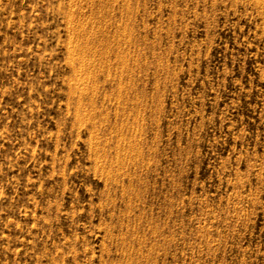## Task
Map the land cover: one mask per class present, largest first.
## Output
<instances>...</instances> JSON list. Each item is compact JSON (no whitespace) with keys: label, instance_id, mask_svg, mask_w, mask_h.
I'll return each mask as SVG.
<instances>
[{"label":"rangeland","instance_id":"obj_1","mask_svg":"<svg viewBox=\"0 0 264 264\" xmlns=\"http://www.w3.org/2000/svg\"><path fill=\"white\" fill-rule=\"evenodd\" d=\"M0 264H264V0H0Z\"/></svg>","mask_w":264,"mask_h":264},{"label":"bare ground","instance_id":"obj_2","mask_svg":"<svg viewBox=\"0 0 264 264\" xmlns=\"http://www.w3.org/2000/svg\"><path fill=\"white\" fill-rule=\"evenodd\" d=\"M105 10H107V9H105ZM108 12H109V11H108ZM121 18H122V17H121ZM113 22H114V21H113ZM69 23H70V22H69ZM69 23H68V24H69ZM108 23H109V22H108ZM71 24H72V23H71ZM76 25H77V24H76ZM110 25H111V24H110ZM113 25H114V24H113ZM111 26H112V25H111ZM118 26H119V28H120V26H121V27L123 28V30H126L125 26H127V24H125V26H124V24L120 22V24H119ZM82 27H83V26H82ZM109 28H110V27H109ZM113 29H114V27H113ZM115 30H117V28H116ZM75 31H77V30H75ZM120 31H121V30H120ZM105 32L107 33L106 30H105ZM118 32H119V31H118ZM124 32H125V31H124ZM76 33H77V32H76ZM124 34H125V33H124ZM89 36H90V35H89ZM84 37H85V36H84ZM104 37H105V39H106V36H104ZM99 38H100V37H99ZM90 39H92V38H90ZM93 39H94V38H93ZM96 39H97V38H96ZM74 40H75V39H74ZM82 40H83V39H82ZM98 40H99V39H98ZM103 40H104V39H103ZM84 41H85V40H84ZM93 41H94V40H93ZM93 41H92V42H93ZM105 41H106V40H105ZM75 42H76V41H75ZM85 42H86V41H85ZM98 42H99V41H98ZM110 42H111V41H110ZM119 42H120V41H119ZM103 43H104V41H103ZM103 43H101V44H103ZM108 43H109V42H108ZM105 44H106V43H105ZM89 45H90V44H89ZM107 45H108V44H107ZM115 45H116V44H115ZM119 45H120V44H119ZM78 46H79V45H78ZM96 46H97V45H96ZM98 46H99V45H98ZM102 46H103V45H102ZM111 46L113 47V45H111ZM76 47H77V46H76ZM99 47H101V46H99ZM104 47H106V46H104ZM112 47H111V48H112ZM115 47H116V46H115ZM97 48H98V47H97ZM108 48H109V45H108ZM113 48H114V47H113ZM116 48H117V47H116ZM92 49H93V48H92ZM99 49H100V48H99ZM99 49H97V50H99ZM101 50H102V48H101ZM114 50H115V49H114ZM114 50H113V51H114ZM116 50H117V49H116ZM73 51H74V50H73ZM102 51H103V50H102ZM106 51H107V50H106ZM120 51H121V49H120ZM93 52H94V51H93ZM100 52H101V51H100ZM100 52H99V53H100ZM104 52H105V48H104ZM118 52H119V51H118ZM81 53H82V52H81ZM85 53H86V52H85ZM96 53H97V52H96ZM102 53H103V52H101V54H102ZM105 53L108 54V51L105 52ZM111 53H112V52H111ZM120 53H121V52H120ZM79 55H80V54H79ZM92 55H93V54H92ZM96 55H97V54H96ZM111 55H113V57H115L113 53H112ZM74 56H76V55H75V54H72V55H71V57H72V58H71V61H72L73 63H74V61H78V62H79V60L83 61V60L81 59L82 57H81L80 59H79V58H78V59H75ZM99 56H100V55H99ZM102 56L104 57V55H102ZM77 57H78V56H77ZM86 58L89 59L88 57H86ZM107 58H109V56H108ZM120 58H121V59H120ZM120 58L117 57V60H121L122 62H126V60H127L126 56L123 55V52H122V55L120 56ZM99 59H100V58H99ZM92 60H93V59H92ZM92 60H91V61H92ZM102 60H104V59L102 58ZM108 60H109V59H108ZM110 60H111V58H110ZM81 61H80V62H81ZM115 61H116V60H115ZM80 62H79V63H80ZM86 62H87V61H86ZM97 62H98V61H97ZM116 62H117V61H116ZM119 62H120V61H119ZM76 63H77V62H76ZM76 63H75V64H76ZM90 63H91V62H90ZM99 63H101V62H99ZM102 63H103V62H102ZM102 63H101V65H103ZM107 63H108V62H106V64H107ZM77 64H78V63H77ZM87 64H88V63H87ZM93 64H94V62H93ZM115 64H116V63H115ZM117 64H118V62H117ZM73 65H74V64H73ZM78 65H80V64H78ZM88 65H89V64H88ZM95 65H97V64H95ZM81 66H82V64L80 65V68H81ZM84 66H85V65H84ZM74 67H75V66H74ZM85 67H86V66H85ZM87 67H88V66H87ZM95 67L97 68V66H95ZM104 67H106V66L103 65V68H104ZM111 67H112V66H111ZM128 67H129V66H128ZM75 68H76V67H75ZM120 68H121V67H120ZM89 69H90V67H89ZM101 69H102V67H101ZM112 69H113V68H112ZM128 69H129V68H128ZM81 70H82V68H81ZM86 70H87V69H86ZM90 70H91V69H90ZM115 70H116V69H115ZM115 70H114V71H115ZM75 71H76V72H75V75H74V76H76V77L78 78V80H79L78 82L86 83V82L89 81V78H90L89 75H88L89 78L87 77V79H84L85 77H82V78H81L82 75H80V77L77 76V75H79V74H77V70H76V69H75ZM93 71H94V70H93ZM125 71H127V68H126ZM117 72H118V71H117ZM86 73H87V72H86ZM118 73H119V72H118ZM118 73H117V74H118ZM90 75H91V74H90ZM93 75H94V74H93ZM115 75H116V74H115ZM94 76H97V75H94ZM119 76L122 77L121 75H119ZM76 77H75V78H76ZM97 77H98V76H97ZM109 78H110V77H109ZM93 79H94V78H93ZM93 79H92V80H93ZM120 79H121V78H120ZM122 79H124V77H122ZM75 80H76V79H75ZM75 80H73V81H75ZM94 81H95V80H94ZM113 81H115V80H113ZM118 81L120 82V84H122V80H121V81L118 80ZM78 82H77V84H78ZM89 82H92V81H89ZM95 82H96V81H95ZM92 83H94V82H92ZM92 83H91V85H92ZM124 83H125V82H124ZM116 84H117V83H116ZM93 85H94V84H93ZM118 85H119V83H118ZM123 85H124V84H123ZM78 86H79V85H78ZM113 86H114V85H113ZM76 87H77V85H76ZM90 87H91V86H90ZM95 87H96V86H94L93 89H95ZM116 87H119V86H115V89H116ZM74 88H75V87H74ZM77 88H79V87H77ZM84 88H85V87H84ZM120 88H121V87H119V89H120ZM80 89H81V88H80ZM96 89H98V87H97ZM119 89H118V90H119ZM73 90H74V89H73ZM84 91H85V90H84ZM86 91H87V90H86ZM95 91H96V90H95ZM97 91H99V90H97ZM115 91H117V90H115ZM121 91H122V90H121ZM74 92H75V91H74ZM79 92H80V91H79ZM81 92H82V91H81ZM118 92H119V91H118ZM84 93H85V92H84ZM84 93H82V94H84ZM94 93H97V92H94ZM122 93H123V92H122ZM87 94H88V92H87ZM108 94H110V93H108ZM120 94H121V92H120ZM72 95H73V93H72ZM84 95H85V94H84ZM89 96H90V95H89ZM78 97H79V96H78ZM110 97H111V96H110ZM110 97H109V99H110ZM123 97H124V96H123ZM81 98H82V96H81ZM83 98H84V97H83ZM83 98H82V99H83ZM107 98H108V97H107ZM105 99H106V98H105ZM123 99H125V97H124ZM108 101H109V100H108ZM79 115H80V114H79ZM117 155H119V154H117ZM122 157H123V156H122ZM125 159H126V158H119V162H124ZM126 160H127V159H126ZM109 171L111 172V170H109ZM110 175H111V174H110Z\"/></svg>","mask_w":264,"mask_h":264}]
</instances>
